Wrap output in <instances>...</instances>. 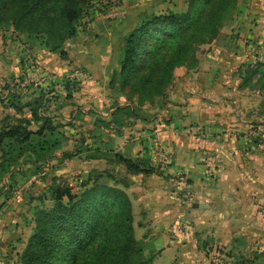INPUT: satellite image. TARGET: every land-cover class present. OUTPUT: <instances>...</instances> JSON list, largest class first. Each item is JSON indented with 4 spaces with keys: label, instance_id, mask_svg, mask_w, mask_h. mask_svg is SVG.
<instances>
[{
    "label": "crops",
    "instance_id": "obj_1",
    "mask_svg": "<svg viewBox=\"0 0 264 264\" xmlns=\"http://www.w3.org/2000/svg\"><path fill=\"white\" fill-rule=\"evenodd\" d=\"M244 1L243 25L232 30L233 41L220 43L215 39L197 55L194 67L179 68L175 84L166 91L163 100L145 107L150 112L146 117L137 114L123 119L121 116V124L109 122L114 108L107 110L110 103L105 86L96 82L103 67L95 65L86 79L88 87L84 91H73L72 95L61 92L43 95L42 102L45 105L47 101L48 110L43 106L39 110L51 116L61 130L65 131L70 125L75 131L84 132L82 151L73 152L66 159L81 155L87 172L116 168L114 165L122 162L117 156L147 157L154 167L151 138L157 137L173 159L159 170L164 177L152 174L147 190H134L145 191L142 201L151 211L155 210L151 218L162 220L159 221L164 225L161 229L177 232L176 218L180 220L183 227L178 236L181 237L166 242L179 245L187 257L199 256V264H217L210 263L208 258L223 257L222 246L230 244V250L240 227L251 231L255 223L264 222L257 221L262 218L258 212L255 217L249 213L264 209V0ZM9 90H5V96ZM18 94L22 104L41 96L32 91L27 95ZM126 105L119 101L118 106ZM5 106L16 116L11 119L32 120L29 106L21 109ZM97 117L101 121H97ZM35 127L32 121L30 128ZM214 222L218 226L214 240L221 241H216L218 246L207 254L199 245L202 227L212 226ZM8 229L11 228L0 226V242L5 240L6 243L7 233L11 234ZM190 229L194 236L188 232ZM220 229L225 231L224 236ZM262 233L257 231L255 237L251 232V241L263 242ZM157 243L165 249L164 244ZM191 244L192 253H189ZM233 252L228 251L227 256Z\"/></svg>",
    "mask_w": 264,
    "mask_h": 264
},
{
    "label": "trees",
    "instance_id": "obj_2",
    "mask_svg": "<svg viewBox=\"0 0 264 264\" xmlns=\"http://www.w3.org/2000/svg\"><path fill=\"white\" fill-rule=\"evenodd\" d=\"M94 1L97 0H0V24H10L56 52L66 40L77 35V23ZM235 2L181 0L183 9L152 13L133 28L124 29L123 45L115 54L120 58L122 84L134 81L140 84V94L153 97L161 93L163 97V89L172 81L175 67L194 55L195 44L208 42L218 34L223 18ZM127 20L133 25L137 18L127 17ZM60 54L64 56V51L60 50ZM5 88L10 90L4 97L6 103L0 97L1 102L15 109L29 106L32 120L14 118L1 127L0 144L5 139V149L1 148L0 174L13 175L12 168L18 164H29L33 172L41 171L39 158L47 159L62 146L60 125L51 116L39 112L43 106L42 94L22 104L18 92ZM115 106L109 121L115 125L123 122L122 115L138 114L132 104ZM32 121L36 123L34 129L30 128ZM82 140L79 148L64 151L63 155L69 157L82 151ZM32 153L38 156L32 157ZM117 158L135 171L149 174L160 170L156 165L151 166L147 157ZM15 168L14 171L23 172ZM106 172H89L85 180L76 183L80 193L67 185L52 187V206L40 211L35 219V230L23 252L24 264H155L153 255L142 259L143 249L133 236L131 208L125 191L101 184Z\"/></svg>",
    "mask_w": 264,
    "mask_h": 264
},
{
    "label": "rangeland",
    "instance_id": "obj_3",
    "mask_svg": "<svg viewBox=\"0 0 264 264\" xmlns=\"http://www.w3.org/2000/svg\"><path fill=\"white\" fill-rule=\"evenodd\" d=\"M183 8L184 5L181 0L94 1L93 5L88 10H85V13L79 19L77 35L66 40L56 52L50 51L40 39L28 37L15 30L12 25L2 23L0 24V97H5V87L12 88L23 95H27L29 91L42 95L51 94L52 92H61V94L67 95L70 93L72 95L73 91H84L88 87L86 79L92 74L91 71H93V68H95L93 65H95L96 67H103L96 82L105 86L106 96L110 103L107 110L114 108L112 111L114 112L116 109L115 105L121 101L124 104H132L138 114L146 117L150 112H147L145 107L149 106L152 100H163L166 91L175 84L174 80L178 75L177 71L179 68L186 67L191 69L194 67L198 62L197 55L204 52L215 39V42L220 43H222V40L233 41L231 39L232 30L239 27V25H243L242 15L246 6L244 0H236L227 17L223 18L218 34L208 42L195 44L193 47L194 55H191L193 51L191 52L190 50L189 55L192 57H188L185 61L186 63L184 62L185 64L175 67L172 81L163 89L165 92L163 97L161 93L155 94L153 97L152 95L149 97V95L140 94V84H134V81L122 84L123 80L119 74L120 58L115 56V54H118L123 45L125 36V34H122L123 30L127 27L129 30L132 26L137 25L139 20L146 18L152 13L166 14L172 9L181 10ZM127 17L137 18V21L133 25L129 24ZM60 50L64 51V56L60 54ZM73 73H78L79 76L73 78ZM3 100L5 102V98ZM47 105V101H45L43 108L46 110H48ZM91 113L93 115L96 114L95 112ZM12 116L16 117L6 109L5 103L1 102L0 99V129L11 121ZM122 117L123 119L128 118L125 115H122ZM69 118L68 114L67 119ZM99 119L101 118H96L97 121H101ZM67 124L69 125L68 122ZM71 129L74 132H71ZM75 129V127L73 128L69 125L65 131L64 129L61 131L62 146L52 156L47 159L38 157L42 164L41 171L33 172L29 164H18L14 166L16 167L15 169L21 168L24 173L14 171L13 167V175H10L9 172L8 175L0 174V226L4 229L5 227L11 228L8 229L11 234L9 236V233H7L6 243L5 240L0 242V246L3 247L0 255L2 264H24L23 252L25 251L28 238L35 230V219L40 211L48 210L52 206L53 202L50 198V192L53 186L67 185L73 192H81L76 183L85 180L89 173L82 166V157L80 155L71 160L66 159L67 156L63 155L64 151L70 152L74 151L75 148H79L78 146L83 138L82 133L84 132L75 131ZM151 139L153 144V140L158 138L153 137ZM4 145L5 139L3 144H0V157L2 155L1 148L5 149ZM109 155L112 160L113 154ZM33 156L38 155L32 153ZM124 159L135 160L136 157ZM118 163L114 165L116 166L114 169L107 166L109 167L107 169L108 173L106 172L100 182L104 185L119 187L125 191L131 208L133 236L137 244L143 249L142 259L153 255L152 261L155 264H199V256L197 258L187 257V253L185 256V250L183 252L179 245L166 242L168 239L181 237L178 236L183 227L180 220L176 218L177 232L161 229L164 225L159 221L162 220L160 218H151V212L154 213L155 210L151 211V209L147 208V204L142 201L145 197V191L139 193L137 192L138 190H134L136 188L147 190L151 186L152 174L164 176L157 170L154 173L146 174L142 170L129 169L123 162L120 163L123 166ZM109 165L113 164L109 163ZM155 165L158 166L157 164ZM159 169L161 168L159 167ZM107 174L111 176H107ZM171 176L170 174L168 175L169 178ZM22 181L29 183L30 187L22 194L17 195L14 190L12 191V188L17 184L23 183ZM188 196L191 198L190 194ZM256 212L260 216L262 215V218L257 221H264L263 210L249 211L251 217H255ZM155 220L158 221L159 225ZM5 224L9 226H5ZM251 227H253L251 231L249 228L240 227L238 233L235 234L234 243H232L230 250H228L230 244L228 246L223 245V252L221 253L224 256L216 260L210 257L208 258L210 263L264 264V241L261 243L256 242V240L251 241V232L255 234V237L257 231L263 232L264 236V222L259 225L255 223ZM217 228L218 226L215 222L212 226L202 227L203 236L200 239L201 242L199 241V245L203 247V251L207 252V254L214 246H218L216 245L218 244L217 242L221 241L220 238V240H214ZM220 228L226 227L221 226ZM190 231L192 229L188 232L191 233ZM219 231H222L223 236L225 235V231L221 229ZM191 236H194V232L191 233ZM156 241L158 242L157 244H164L165 249H161V245H156ZM188 249L189 253H192V244L189 245ZM228 251L230 253L234 251V254L227 256Z\"/></svg>",
    "mask_w": 264,
    "mask_h": 264
},
{
    "label": "built area",
    "instance_id": "obj_4",
    "mask_svg": "<svg viewBox=\"0 0 264 264\" xmlns=\"http://www.w3.org/2000/svg\"><path fill=\"white\" fill-rule=\"evenodd\" d=\"M78 73H73L72 77H78ZM173 159L172 154L163 148L159 142L155 139L152 144V160L157 164L160 168H164L171 163ZM207 172H210L209 170ZM29 183H23L22 185L16 187L14 189L15 193L18 195L22 193L25 189H28ZM264 210V209H263Z\"/></svg>",
    "mask_w": 264,
    "mask_h": 264
}]
</instances>
